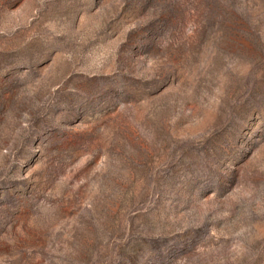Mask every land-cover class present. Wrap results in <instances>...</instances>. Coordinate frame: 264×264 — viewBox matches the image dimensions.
Returning <instances> with one entry per match:
<instances>
[{
  "label": "rangeland",
  "instance_id": "rangeland-1",
  "mask_svg": "<svg viewBox=\"0 0 264 264\" xmlns=\"http://www.w3.org/2000/svg\"><path fill=\"white\" fill-rule=\"evenodd\" d=\"M0 264H264V0H0Z\"/></svg>",
  "mask_w": 264,
  "mask_h": 264
}]
</instances>
